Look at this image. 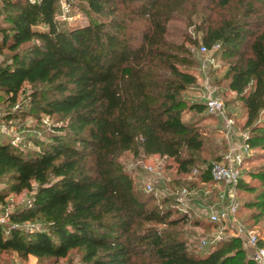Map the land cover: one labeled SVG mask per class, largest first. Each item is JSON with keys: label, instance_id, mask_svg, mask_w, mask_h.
Here are the masks:
<instances>
[{"label": "trees", "instance_id": "1", "mask_svg": "<svg viewBox=\"0 0 264 264\" xmlns=\"http://www.w3.org/2000/svg\"><path fill=\"white\" fill-rule=\"evenodd\" d=\"M82 1L85 20L60 17L59 0H0L4 118H57L39 130L45 138L30 135L36 148L0 139V178L10 180L11 192H32L10 225L0 224V252L58 262L80 250L84 264H256L235 233L210 241L203 253L192 249L176 229L189 215L175 195L152 204L158 198L139 189L121 161L129 150L157 154L176 162L179 176L199 167L203 184L213 181L212 163L224 159L196 164L204 140L183 120L181 93L198 76L183 67L193 60L167 42L178 0ZM210 1L206 10L234 12L209 17L201 40L234 58L225 78L246 107L245 143L264 150V0ZM27 84L35 87L29 108L11 110ZM192 108L202 112L206 104ZM245 173L258 184L241 171L236 189L254 193L243 206L257 221L264 217V164ZM27 221L40 227L28 230Z\"/></svg>", "mask_w": 264, "mask_h": 264}, {"label": "rangeland", "instance_id": "2", "mask_svg": "<svg viewBox=\"0 0 264 264\" xmlns=\"http://www.w3.org/2000/svg\"><path fill=\"white\" fill-rule=\"evenodd\" d=\"M176 14L168 24L167 42L174 44L176 49L187 54L193 60L190 66H183L191 69L197 76L196 85L190 86L181 93L182 99V115L183 120L193 122L198 127L199 132L204 140L203 148L199 152H195L201 161L200 163H208L215 160L220 155H226L230 149L235 147L236 156L239 159L242 175L246 181L256 185L258 182L252 179L245 171L253 169L255 166L264 164V150L262 149H246L244 146L245 136L248 135L246 122V107L243 101L235 92L227 87L228 80L225 74L229 65L234 58L224 55V53L215 48L207 47V53L201 52L200 48L205 45L201 36L202 28L205 23L209 22L208 18L216 19L220 16L231 14L230 10L209 9L210 0H178ZM197 3V7L194 6ZM69 5V11L64 12V5ZM207 5L209 8H204ZM201 6V10L199 9ZM200 10V11H199ZM58 15L63 18L85 20L86 19V2L82 0H59ZM2 18L0 16V23ZM1 41V38H0ZM193 41H196L193 43ZM7 50L0 52V61L6 55ZM208 59L209 79L215 87V94L220 97L225 104L226 116L234 120L233 129L230 134L224 132L225 118L219 114L209 113L206 110L199 112L192 108L196 102H205L203 85L206 77L201 73L202 60ZM35 87L33 85H25L23 92L19 96L20 108H29V99L26 97ZM0 95H5L0 91ZM6 105L0 102V111L6 112ZM57 118H50L43 115L39 118L36 115L21 114L20 116L7 120V124H12L19 129L24 136V144L31 148H36L29 138L30 135H36L42 128L46 131ZM41 138L44 135L38 134ZM5 137L0 135V139ZM7 138V137H5ZM122 164L129 171L134 179L137 187L143 191H149L147 185L153 186V192L158 200L151 202L158 203L161 206L166 204L162 201L166 195L172 197L175 191L182 187L190 189V194L186 202L178 205L179 208L189 215V221L179 225L176 229L179 235L189 241V245L196 252H205L207 245L212 240L222 239L228 235L235 233L231 225L211 222L210 214L212 211L227 204V200L220 197L224 189V185L216 182L202 184L198 175H192L191 172L179 176L177 173V164L172 159L162 157L160 155H145L143 153L134 154L132 150L126 151L122 156ZM10 180L0 178V194L4 196V201L0 202V224L5 227L10 225L9 215L14 211H19L29 204L32 192L22 191L21 193L11 192ZM253 192L242 189L237 192L238 202L241 204L239 219L248 227L256 231L259 238L264 241V217L255 221L252 217L253 209L246 208L243 203L246 199H252ZM252 213V214H251ZM199 221V222H196ZM26 229H35L40 227V223L25 222ZM165 227V226H164ZM228 231H225V229ZM206 241L204 244L203 241ZM264 244V243H263ZM254 251L250 252V256ZM82 252L73 250L68 257L55 262L52 259H39L33 255L26 258L21 257L13 251L0 252V264H84L82 261Z\"/></svg>", "mask_w": 264, "mask_h": 264}, {"label": "built area", "instance_id": "3", "mask_svg": "<svg viewBox=\"0 0 264 264\" xmlns=\"http://www.w3.org/2000/svg\"><path fill=\"white\" fill-rule=\"evenodd\" d=\"M34 1V0H31ZM69 11V5H64V12ZM215 48L219 47V44L214 45ZM207 47L202 45L201 52L207 53ZM208 59L204 58L201 65V73L206 77L203 91L206 108L209 113L219 114L225 118V125L223 127L226 134H230L234 124V120L226 116L225 104L223 100L215 94V87L209 79ZM20 104L14 105L11 110L19 108ZM6 112L0 111V135L8 138L9 142L13 146H22L24 144V136L21 134L18 128L12 124H7V120L4 118ZM247 135L245 136L246 139ZM246 149L248 145L245 143ZM235 153V147L224 155V159L221 162H214L210 167V174L212 180L218 184L224 185V189L220 194L222 200L226 199L227 204L212 211L210 219L212 222L231 225L235 230V234L238 235L243 243L254 247V253L252 254L253 260L256 264H264V244H259V235L256 231L249 229L238 217L239 202L237 200L236 184L241 175V167L239 165V159ZM199 167H193L191 174L198 175ZM149 192L153 190L151 184L147 185ZM190 194V189L182 187L175 191V198L177 204L180 206L184 204ZM204 244L206 241H203Z\"/></svg>", "mask_w": 264, "mask_h": 264}, {"label": "crops", "instance_id": "4", "mask_svg": "<svg viewBox=\"0 0 264 264\" xmlns=\"http://www.w3.org/2000/svg\"><path fill=\"white\" fill-rule=\"evenodd\" d=\"M203 184L206 185V184H209V183H203ZM244 247L248 251V253L254 251V247L251 246V245H247V244L244 243Z\"/></svg>", "mask_w": 264, "mask_h": 264}]
</instances>
